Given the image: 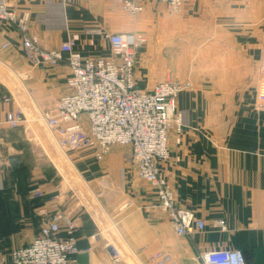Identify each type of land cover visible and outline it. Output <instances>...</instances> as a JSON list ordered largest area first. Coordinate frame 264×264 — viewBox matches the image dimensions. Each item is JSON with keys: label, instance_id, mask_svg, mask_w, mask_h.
<instances>
[{"label": "crops", "instance_id": "0c3cea01", "mask_svg": "<svg viewBox=\"0 0 264 264\" xmlns=\"http://www.w3.org/2000/svg\"><path fill=\"white\" fill-rule=\"evenodd\" d=\"M5 1L30 14L29 33L43 49L59 50L73 39L75 51L89 59L111 57V34L198 33V61L191 66L190 56L186 60L185 80L193 88L177 100L183 130L170 137L161 174L177 206L205 229L177 235L155 188L137 179L130 148L112 147L103 162L87 150L62 154L40 117L70 93L68 64L33 66L19 31L0 21V47L10 44L0 53V264H12L10 253L32 244L57 212L80 227L79 248H92L78 264H113L108 245L119 250V264H153L157 253L172 256L170 264H203L200 255L219 250L241 251L246 264H264V107L258 98L264 0H193L176 19L155 4L131 17L110 0ZM164 53H140V91L167 78L169 63L154 61ZM19 109L26 123L14 129L6 117Z\"/></svg>", "mask_w": 264, "mask_h": 264}, {"label": "built area", "instance_id": "2783aa9c", "mask_svg": "<svg viewBox=\"0 0 264 264\" xmlns=\"http://www.w3.org/2000/svg\"><path fill=\"white\" fill-rule=\"evenodd\" d=\"M120 3L131 17L145 11L147 4L163 5L174 17L183 13L193 0H110ZM0 21L12 24L21 35V46L33 66H58L67 62L71 71L67 86L70 91L60 98L56 108L41 114L47 129L55 134L57 145L66 153L92 151L96 161L103 162L112 147H130L137 179L155 188L160 208L166 212L180 237L203 232L205 223L194 213L177 206L172 186L161 174V166L170 160L169 141L183 130V117L177 110L179 96L191 90L189 80L174 75L156 85L150 92H141L136 84L137 56L147 44L141 33H118L108 37L111 57L89 59L75 51L76 41L69 39L59 50L47 51L36 36L29 33L31 17L17 12L5 0H0ZM10 47L5 43L0 53ZM67 56V58H65ZM259 72L264 76V49ZM264 107V81L258 93ZM9 102L7 98L3 99ZM87 125L82 123V117ZM6 122L11 128L26 123L22 110L9 113ZM42 196L40 190L34 192ZM217 227L226 231L223 223ZM80 227L65 213L48 216L46 225L29 246L10 253L12 264H78V256L91 252L79 248ZM97 241L98 237H93ZM107 251L113 264L122 256L114 245ZM203 264H246L241 251L219 250L200 255ZM153 264L173 263V257L157 253Z\"/></svg>", "mask_w": 264, "mask_h": 264}, {"label": "rangeland", "instance_id": "374dc122", "mask_svg": "<svg viewBox=\"0 0 264 264\" xmlns=\"http://www.w3.org/2000/svg\"><path fill=\"white\" fill-rule=\"evenodd\" d=\"M165 13H166L167 17L170 19H176V18L180 17V15H181L180 14V15L171 17V16H169V14H167L166 10H165ZM135 17H137V16H135ZM156 29H158V28H156ZM148 48L154 49V50H157L160 52L161 51L165 52L163 56L160 55L157 58H154V61L168 62L169 63L168 67L170 68V70L169 69L168 70L170 72L168 73L167 78L169 75L172 74V75H174V77L176 79L185 81V79L188 77V73H190V72L187 73V70L190 68H188V66H186V60H187L188 56H190V58H189L190 60H188V62L189 61L191 62V66H193L194 63L198 61V57H197V55H198V33H188L187 35H185L184 33L178 32L177 30L176 31H170L167 33H164V32L161 33L157 30L154 31V33H152L150 35V37L147 38V44L145 45V47H143L141 49V51L138 53L137 66H138L140 53L143 50L148 49ZM40 121H41V123L44 124L41 117H40ZM82 123L85 126H88L87 120L84 116L82 117ZM6 124H7V122H6ZM45 127H46V125H45ZM14 129H16V128H14ZM55 140H56V137H55ZM56 143H57V141H56ZM128 148H130V147H128ZM59 150L62 152V154L66 153L60 148H59Z\"/></svg>", "mask_w": 264, "mask_h": 264}]
</instances>
